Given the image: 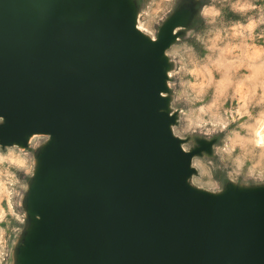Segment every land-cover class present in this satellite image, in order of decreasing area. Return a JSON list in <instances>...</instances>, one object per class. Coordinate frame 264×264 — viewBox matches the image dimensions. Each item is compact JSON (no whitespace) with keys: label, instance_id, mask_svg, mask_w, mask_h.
<instances>
[{"label":"water","instance_id":"95a60500","mask_svg":"<svg viewBox=\"0 0 264 264\" xmlns=\"http://www.w3.org/2000/svg\"><path fill=\"white\" fill-rule=\"evenodd\" d=\"M184 22L151 42L126 0H0V141L52 134L27 264H264V188L189 187L158 111Z\"/></svg>","mask_w":264,"mask_h":264},{"label":"clouds","instance_id":"9594fccd","mask_svg":"<svg viewBox=\"0 0 264 264\" xmlns=\"http://www.w3.org/2000/svg\"><path fill=\"white\" fill-rule=\"evenodd\" d=\"M150 7L162 22L151 42L177 10L187 12L161 51L158 89V111L188 154L185 183L212 195L228 184L264 187V0H152ZM29 139L0 141V214L16 211L52 134L39 148Z\"/></svg>","mask_w":264,"mask_h":264},{"label":"rangeland","instance_id":"374dc122","mask_svg":"<svg viewBox=\"0 0 264 264\" xmlns=\"http://www.w3.org/2000/svg\"><path fill=\"white\" fill-rule=\"evenodd\" d=\"M134 2L136 4L135 7L137 25H139L140 28L143 29L141 30L143 34H145L146 37L150 38L151 34L155 33L162 26V22L158 20V18L151 10L150 5L152 4V0H134ZM179 12L185 16L186 22L187 12L183 8L177 10L172 16H170L167 22ZM36 134L37 135L31 136L32 138L31 140L29 139V142L30 144L39 148L47 142L49 137L47 134ZM41 149L39 150V152L41 151ZM39 152L37 153V159L39 156ZM38 168L39 160L35 178L30 185L28 192L22 193L21 198L17 201L16 211L0 214V264H22V257L25 246L35 229L34 216L31 214L29 201L31 190L36 182ZM230 187L240 189H258L256 187L243 188L228 184L225 191H227Z\"/></svg>","mask_w":264,"mask_h":264},{"label":"bare ground","instance_id":"6f19581e","mask_svg":"<svg viewBox=\"0 0 264 264\" xmlns=\"http://www.w3.org/2000/svg\"><path fill=\"white\" fill-rule=\"evenodd\" d=\"M127 3L130 5V7L132 8V12H133V20H134V24H135V27L136 29L144 36L145 34H143V32L140 28L139 25H137V21H136V7H135V3L133 0H126ZM147 38V37H146ZM164 66H165V62H164ZM33 135H37L36 133H31V134H27L26 135V141L28 139V137L30 136V140H31V136ZM48 137H50V135H48ZM49 143L50 141L44 145L43 149L41 150L40 154H39V170H38V176H37V180H36V184L32 190V194H31V203H30V207H31V210L33 213L34 212V208H33V203H34V199H35V195H36V192L40 186V183H41V178H42V174H43V170H44V165H45V155H46V152L48 150V146H49ZM183 147V146H182ZM262 190V189H260ZM35 225H36V230L34 231L32 237H31V240L30 242L27 244L26 248H25V253H24V256H23V264H27V256L31 250V248L33 247L34 243H35V239L37 237V234H38V231H39V225H40V221L38 219V217L36 218V221H35Z\"/></svg>","mask_w":264,"mask_h":264}]
</instances>
